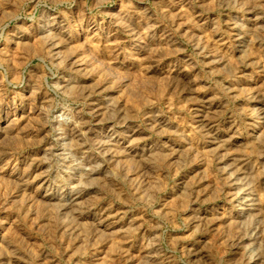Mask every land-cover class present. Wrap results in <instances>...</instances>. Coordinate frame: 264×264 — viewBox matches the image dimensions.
Instances as JSON below:
<instances>
[{
    "label": "rangeland",
    "instance_id": "1",
    "mask_svg": "<svg viewBox=\"0 0 264 264\" xmlns=\"http://www.w3.org/2000/svg\"><path fill=\"white\" fill-rule=\"evenodd\" d=\"M0 264H264V0H0Z\"/></svg>",
    "mask_w": 264,
    "mask_h": 264
}]
</instances>
